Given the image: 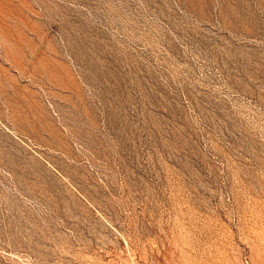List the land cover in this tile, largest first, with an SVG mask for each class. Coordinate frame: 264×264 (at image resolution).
<instances>
[{"label":"rangeland","instance_id":"374dc122","mask_svg":"<svg viewBox=\"0 0 264 264\" xmlns=\"http://www.w3.org/2000/svg\"><path fill=\"white\" fill-rule=\"evenodd\" d=\"M0 264H264V0H0Z\"/></svg>","mask_w":264,"mask_h":264},{"label":"bare ground","instance_id":"6f19581e","mask_svg":"<svg viewBox=\"0 0 264 264\" xmlns=\"http://www.w3.org/2000/svg\"><path fill=\"white\" fill-rule=\"evenodd\" d=\"M17 257V256H16Z\"/></svg>","mask_w":264,"mask_h":264}]
</instances>
